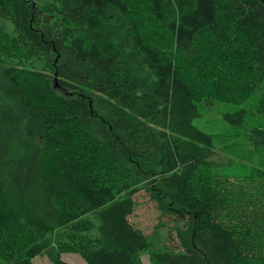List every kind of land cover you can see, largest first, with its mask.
Masks as SVG:
<instances>
[{
  "label": "trees",
  "instance_id": "1",
  "mask_svg": "<svg viewBox=\"0 0 264 264\" xmlns=\"http://www.w3.org/2000/svg\"><path fill=\"white\" fill-rule=\"evenodd\" d=\"M264 148V0H0V264H264V168L230 176L215 101ZM149 191L180 250L128 219Z\"/></svg>",
  "mask_w": 264,
  "mask_h": 264
},
{
  "label": "rangeland",
  "instance_id": "2",
  "mask_svg": "<svg viewBox=\"0 0 264 264\" xmlns=\"http://www.w3.org/2000/svg\"><path fill=\"white\" fill-rule=\"evenodd\" d=\"M257 93L244 103L233 104L215 101L201 107L200 116L194 123L202 130L212 133L214 148L211 160L221 167V172L230 176H244L251 167L264 168V148L258 149L252 142L251 136L243 128H249L253 123L249 120L244 127L237 128L223 120V113L233 112L241 107L248 108L254 114L255 109L250 106L255 102ZM257 117L256 114H254ZM134 210L128 217L129 221L145 234L156 251L164 250L165 246L173 250H180L176 236V226L181 222L174 220L169 213H162L157 201L151 199L149 191L139 189L133 195ZM62 259L68 264H86L77 253H64ZM142 264H151L148 253H143ZM33 264H52L47 254H41L33 259Z\"/></svg>",
  "mask_w": 264,
  "mask_h": 264
}]
</instances>
